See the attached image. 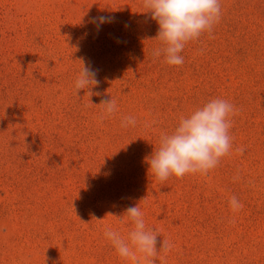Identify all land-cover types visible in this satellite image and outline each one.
<instances>
[{"label": "rangeland", "instance_id": "374dc122", "mask_svg": "<svg viewBox=\"0 0 264 264\" xmlns=\"http://www.w3.org/2000/svg\"><path fill=\"white\" fill-rule=\"evenodd\" d=\"M220 7L172 66L142 0H0V264H264V0ZM82 63L100 95H76ZM213 99L235 109L230 152L160 182L146 158ZM136 204L171 250L118 256L104 231L126 239Z\"/></svg>", "mask_w": 264, "mask_h": 264}, {"label": "clouds", "instance_id": "9594fccd", "mask_svg": "<svg viewBox=\"0 0 264 264\" xmlns=\"http://www.w3.org/2000/svg\"><path fill=\"white\" fill-rule=\"evenodd\" d=\"M142 6L158 25L155 39L161 42L162 47L155 49L153 56L163 55L164 62L172 66L183 64L184 57L180 53L185 45L198 39L205 31L210 34L221 15L220 0H142ZM107 22H111L110 17L93 18L97 27ZM96 76V70L82 63L74 85L76 95L80 90H86L89 97L100 95L92 91L100 83ZM99 105L103 106L101 120L112 115L117 107L116 101L111 98L102 99ZM234 112V106L228 101L213 99L189 116L181 117L174 131L162 135L159 147L146 158L148 171L160 182L173 175L182 178L189 173L207 174L232 148L229 135L231 122L228 117ZM135 123V118L131 116L124 117L121 122L123 127ZM236 151L243 154L244 148H237ZM229 205L233 211L243 207L236 196L230 198ZM106 215L117 217L112 213ZM122 216L133 225L126 239L111 228L104 231V236L122 259L136 260L137 253L147 259L155 257L161 249L167 252L174 246L167 239H158V231L146 228L139 204L128 206ZM150 264H155V261H150Z\"/></svg>", "mask_w": 264, "mask_h": 264}]
</instances>
